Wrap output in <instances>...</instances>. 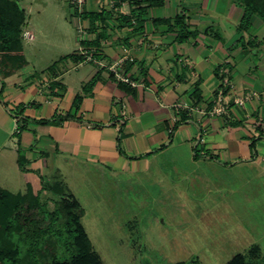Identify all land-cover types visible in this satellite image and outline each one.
Masks as SVG:
<instances>
[{
  "label": "crops",
  "instance_id": "crops-1",
  "mask_svg": "<svg viewBox=\"0 0 264 264\" xmlns=\"http://www.w3.org/2000/svg\"><path fill=\"white\" fill-rule=\"evenodd\" d=\"M89 2L77 5L78 10L112 12L98 59L117 63L118 72L137 85L123 82L126 88L121 87L108 66L92 61L58 62L69 53L42 64L41 56L28 54L26 43L36 37L24 27L32 33L31 39L22 37L28 64L0 77L5 83L0 188L25 193L31 187L37 192L43 179L61 176L63 161L86 165L102 176L105 171L142 176L156 161L171 162L179 170L178 150L186 146L197 170L228 171L264 190V21L253 16L251 26L239 31L244 8L234 0H164L137 22L125 19L133 9L128 2L120 7L108 6L106 0ZM178 13L186 15L196 36L179 40L173 20ZM73 24L80 39L73 51H82L80 42L95 34L89 32L88 19H73ZM219 91L229 106L225 114L213 116L209 112ZM78 95L82 101L76 108ZM8 108L23 109L22 116L29 118L26 129L19 132ZM179 112H187L191 121L172 132ZM55 115L72 117L55 124L37 122ZM119 137L125 154L118 149ZM256 243L244 253L247 264L264 260V242Z\"/></svg>",
  "mask_w": 264,
  "mask_h": 264
},
{
  "label": "rangeland",
  "instance_id": "rangeland-1",
  "mask_svg": "<svg viewBox=\"0 0 264 264\" xmlns=\"http://www.w3.org/2000/svg\"><path fill=\"white\" fill-rule=\"evenodd\" d=\"M71 2L78 5L77 0ZM72 5L69 0L19 2L26 10L21 33L25 27L36 37L26 43L30 57L37 54L42 64H49L75 49L74 41L80 39L73 19L80 16ZM3 10L2 17L13 19L15 26L18 11L11 6ZM13 60L15 72L20 62ZM178 151L181 169L156 161L148 173L135 177L108 171L102 176L86 165L60 162V177L85 211L82 222L101 264H226L239 253L249 254L254 243L264 242L262 185H247L228 171L197 170L187 147ZM60 177L45 178L41 193L44 208L52 214L62 198L53 188L66 185ZM47 223L48 218L44 226ZM55 241L53 237L41 245L42 259H47L42 264H50L59 252Z\"/></svg>",
  "mask_w": 264,
  "mask_h": 264
},
{
  "label": "trees",
  "instance_id": "trees-1",
  "mask_svg": "<svg viewBox=\"0 0 264 264\" xmlns=\"http://www.w3.org/2000/svg\"><path fill=\"white\" fill-rule=\"evenodd\" d=\"M22 1L0 0V77H7L13 73L12 69L15 65H12L13 59L20 62L18 69L28 64L21 33L22 25L26 22V10L18 7L19 2ZM69 1L72 5L71 0ZM234 1L244 8V16L239 24V31L251 26L253 16H258L264 21V0ZM122 2H128L133 7L131 16H127L125 19H128L130 22L134 18L137 22L148 8L160 6L164 0H115L113 7H120ZM6 6H11L18 11L15 26L13 19L8 22L10 20L9 17L4 15V18L1 15L4 12L3 8H6ZM74 8L80 17L90 21L89 32L95 34V37L81 41L82 51H73L61 57L58 62L66 59H74L75 61L85 60L90 52L96 58L103 57L101 43L106 39L108 34L105 21L111 17L112 12H107L104 9L101 11L84 10L79 12L77 5ZM173 20L174 26L180 29V41L186 40L189 36L197 35V31L189 30L185 14L178 13ZM99 23L103 24L98 25ZM100 27L101 30L98 31ZM11 50L16 52V54L12 53ZM56 63L57 61L52 67ZM93 84L92 81L89 87L93 86ZM119 85L126 88L123 82H119ZM4 86L5 83L0 80V100H2ZM195 93L199 99L200 92L198 85L196 86ZM81 101L82 97L78 95L75 100L76 108L79 107ZM9 111L18 122L19 132L26 129L29 118L22 116L23 109H9ZM178 115L179 119L176 121L172 132L179 125L191 121V117L187 112H179ZM71 117V115H55L50 119H43L37 122L41 124H55ZM172 137V134H170V138ZM120 138H118V149L121 154H125L120 147ZM255 141L251 144L252 150L254 149ZM163 147H166V145L161 148ZM198 156L199 151L194 148V157L197 158ZM21 166L23 167L24 164L22 163ZM44 185L45 179L42 180V188L39 191L34 192L29 187L25 193H12L0 188V264H42L47 259H42V257L44 258V254L41 251V245L47 241L50 242L53 237L57 239L55 243L60 244V250L53 255L50 264H101L93 250L92 240L82 222L85 211L79 201L64 183H60L59 186H54V188L51 187L56 191V194L58 193L62 197L58 202L54 201L55 209L52 214V212L50 213L49 210L44 208L46 202H41V193L45 189ZM66 192L69 193L65 194ZM47 218L49 223L44 226ZM61 218H64L62 223H60ZM226 264H247L246 256L237 254Z\"/></svg>",
  "mask_w": 264,
  "mask_h": 264
},
{
  "label": "built area",
  "instance_id": "built-area-1",
  "mask_svg": "<svg viewBox=\"0 0 264 264\" xmlns=\"http://www.w3.org/2000/svg\"><path fill=\"white\" fill-rule=\"evenodd\" d=\"M86 0H77L78 6L80 7V5L85 2ZM109 2V0H106ZM115 0H111V5L113 6ZM23 37L26 39H31L32 38V33L30 31H24L23 32ZM86 61H92L96 64H98L100 67H106L108 66L109 69L115 74V76L117 77L118 80L128 83L132 86H136L137 84H135L133 81H131L128 77L121 75L118 72V65L117 63L112 64V65H107L105 63V61L98 59L96 57H94L92 54L87 55ZM132 60V59H131ZM237 103L240 104H244V99H237L236 100ZM228 102L225 100V95L223 93V91H219L216 97V101L211 109V111L209 112L210 114H212L213 116H219V115H223L227 112L228 110ZM196 111H198V109H195ZM125 115V113H124Z\"/></svg>",
  "mask_w": 264,
  "mask_h": 264
}]
</instances>
